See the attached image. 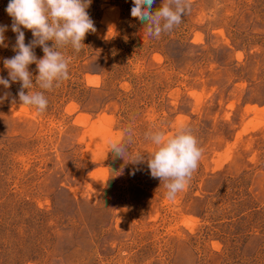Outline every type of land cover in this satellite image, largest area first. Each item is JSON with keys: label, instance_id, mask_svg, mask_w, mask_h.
Returning <instances> with one entry per match:
<instances>
[{"label": "rangeland", "instance_id": "obj_1", "mask_svg": "<svg viewBox=\"0 0 264 264\" xmlns=\"http://www.w3.org/2000/svg\"><path fill=\"white\" fill-rule=\"evenodd\" d=\"M189 3L157 39L131 16L133 0H91L96 31L79 53L60 49L70 79L43 90L29 66L43 114L20 106V82L0 85V264H264V0ZM129 127L123 159L108 141ZM158 128L190 129L204 150L171 200L148 168L145 133Z\"/></svg>", "mask_w": 264, "mask_h": 264}, {"label": "clouds", "instance_id": "obj_2", "mask_svg": "<svg viewBox=\"0 0 264 264\" xmlns=\"http://www.w3.org/2000/svg\"><path fill=\"white\" fill-rule=\"evenodd\" d=\"M154 3L155 0H133L131 8V16L147 26V35L151 38L158 39L162 34L171 32L191 10L189 0H164L162 7L156 11H153ZM90 4L91 0H9L5 11L12 19L11 31L16 34L15 55L3 60L8 78L0 77V85L8 89L10 82H20V106L35 109L37 114L46 112L48 106L44 92L29 91L34 87L30 65H36L38 76L35 84L43 90L51 91L70 79V58L60 49L70 46L79 53L85 47L83 41L86 34L96 31L87 12ZM22 28L30 30L34 38L27 44ZM6 31L8 26L0 25V47H8ZM37 46L44 53L39 60L34 53ZM125 137L121 141H108L109 151L123 159L132 155L128 148L133 139L131 127L125 130ZM145 138L156 146L148 160L150 174L164 183L166 198L174 199L189 186L204 150L187 128L178 130L173 136L158 128L146 132ZM142 160V154H135L132 159L133 162Z\"/></svg>", "mask_w": 264, "mask_h": 264}]
</instances>
